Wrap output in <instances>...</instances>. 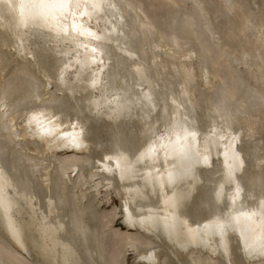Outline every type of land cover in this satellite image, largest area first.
I'll use <instances>...</instances> for the list:
<instances>
[{"label": "bare ground", "instance_id": "obj_1", "mask_svg": "<svg viewBox=\"0 0 264 264\" xmlns=\"http://www.w3.org/2000/svg\"><path fill=\"white\" fill-rule=\"evenodd\" d=\"M31 3L0 0V264H264V0H96L99 39Z\"/></svg>", "mask_w": 264, "mask_h": 264}, {"label": "snow or ice", "instance_id": "obj_2", "mask_svg": "<svg viewBox=\"0 0 264 264\" xmlns=\"http://www.w3.org/2000/svg\"><path fill=\"white\" fill-rule=\"evenodd\" d=\"M89 6L96 9L99 5L96 0H32L31 10L35 15L47 17L48 13L55 10L61 16L71 17V29L77 36H88L93 39H99L91 29L85 28L82 22H78V18L89 14ZM80 9H84L80 11ZM64 34H68V26L64 28ZM87 47V46H85ZM95 48L92 49L95 52ZM220 231H223L224 225L216 226Z\"/></svg>", "mask_w": 264, "mask_h": 264}, {"label": "rangeland", "instance_id": "obj_3", "mask_svg": "<svg viewBox=\"0 0 264 264\" xmlns=\"http://www.w3.org/2000/svg\"><path fill=\"white\" fill-rule=\"evenodd\" d=\"M111 203H112V204H117L116 199H115V198H112V199H111ZM109 205H110V204H109ZM109 205L106 206L107 209L110 208ZM116 225L119 226L120 228H122V226H121V224H119V222H117ZM128 256H129V257H128V264H133V263H132V255H128ZM130 258H131V259H130Z\"/></svg>", "mask_w": 264, "mask_h": 264}, {"label": "water", "instance_id": "obj_4", "mask_svg": "<svg viewBox=\"0 0 264 264\" xmlns=\"http://www.w3.org/2000/svg\"><path fill=\"white\" fill-rule=\"evenodd\" d=\"M221 153V150L219 151V154ZM123 227V225H121Z\"/></svg>", "mask_w": 264, "mask_h": 264}]
</instances>
